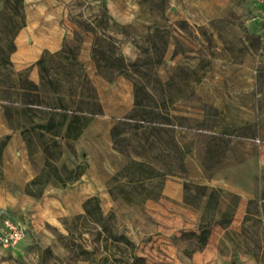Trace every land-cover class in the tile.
<instances>
[{"label":"rangeland","instance_id":"1","mask_svg":"<svg viewBox=\"0 0 264 264\" xmlns=\"http://www.w3.org/2000/svg\"><path fill=\"white\" fill-rule=\"evenodd\" d=\"M4 3L0 140L17 137L9 176L0 181V223L4 211L25 233L15 246L0 243V264H264V0H25L27 22L59 18L67 29L64 53L46 51L48 75L65 103L94 113L78 143L60 140L56 162L64 175L66 167L86 163L84 175L66 187L51 179L37 187L40 197L26 186L41 173L45 155L34 132L26 133L35 138L29 156L16 128L34 114L17 110L26 94L42 103L57 95L47 79L38 91H26V76L17 73L30 69L33 81V67L20 68L21 53L11 54L20 19ZM97 38L106 41L107 54L113 46L137 63L132 78L111 82L99 74ZM135 83L142 103L157 108L154 116L164 124L122 123L135 110ZM121 171L112 195L108 184ZM94 196L107 229L93 206L90 215L84 210ZM224 212L234 215L230 224ZM203 226L211 235L198 249Z\"/></svg>","mask_w":264,"mask_h":264},{"label":"trees","instance_id":"2","mask_svg":"<svg viewBox=\"0 0 264 264\" xmlns=\"http://www.w3.org/2000/svg\"><path fill=\"white\" fill-rule=\"evenodd\" d=\"M24 2L25 0H5L4 3V9L14 11L13 16H17L20 19L19 27L16 31L15 36L19 32L20 29L26 26V17L23 13L24 8ZM15 38V37H14ZM106 42L105 40L102 41V39L97 38V41L95 43V47L93 49V58L96 62V67L99 72L105 79L109 81H114L117 75H125L129 78H132L133 74L131 71V68L136 66V62H128V60L125 58L124 55L117 52V49L112 46V49L109 54L106 53V51L103 50L102 43ZM16 50V46L14 44V40L11 44V54ZM64 53V50L57 52V54ZM48 54V52H45V54L42 56L40 60L37 61L36 65L39 67L40 70V83H34L29 79V76L27 73H29L30 69H27L26 71H21L17 73V75L22 79L24 76H26L25 79V85H27L28 88H26V91H38L40 87L45 86V82L47 79L48 84L51 87V94L57 95V98L55 99V102L53 103H42L39 99L31 100L30 94H26V96L29 98L26 102L21 103V107L24 108L23 110H17L20 111L19 114H21V111L25 115H33L32 120L30 123L27 124H21L16 129H21L23 138L28 146V153L29 156L32 157L34 155V151L31 149V142H33V138L27 137L26 133L34 134V132H38V138L41 141L40 147L45 155V163L44 167L42 168L41 173H39L36 177H34L26 186V193L32 196L40 197L43 194V188H40L37 190L39 186L47 185L51 179H55L61 186L66 187L69 184H73L77 182L85 173V170L87 168L86 163H80L74 168H67V173L64 175L61 173L60 168L56 165L57 160L60 158L62 154V144L60 140H76L78 139L84 130L86 129L87 125L90 122V117L94 115L92 112L84 111L82 109H74L70 104L65 103V94L61 93V90L59 88V83L55 79L52 78V76L48 75V70L45 65V56ZM103 59L106 61L105 64H103ZM6 65H12V62L8 59L6 62ZM104 68H109L111 71H105ZM116 70V72H114ZM60 79V75H57ZM136 88V102H135V110L134 112L129 115L124 121H122L123 124L131 125V123H135L136 127L139 128H148L155 126L157 124H164V122H158V113L157 108H152V110H148L147 107L142 103V100H140V89L135 83ZM25 89V88H23ZM39 98V97H38ZM17 101H10L7 102L8 104L14 105V103ZM37 105L40 107V111L36 112L32 106ZM23 114V115H24ZM89 115V116H88ZM156 115V116H154ZM36 117V118H35ZM121 123V124H122ZM170 123V120L168 119L167 122ZM147 126V127H146ZM121 134V131H119V127L116 125L112 130L113 138L116 140V137H118ZM47 138V139H46ZM10 139V136L5 137L3 140H0V181L4 178V173L2 170V153L4 148L6 147L8 141ZM56 151V154L52 153V150ZM115 149L121 152H125V149L119 148L115 144ZM56 155V156H55ZM130 167L126 166L123 171H127ZM122 173L119 172L117 175H115L111 181L108 184V188L110 193L113 195L112 188H111V182L115 180L118 175ZM47 175V179L43 180V175ZM215 199L214 194H210L208 196V200ZM91 206H93V210L98 213L100 216L99 221L102 223L101 227L103 229H107L108 219L104 217L103 210L100 205V199L96 196L91 197L86 200L84 203V210L87 214L92 213ZM222 216L227 217V223H231L233 220L234 215L229 212H224ZM220 223V222H219ZM221 224V223H220ZM211 235V229L208 227H201L200 234L198 235V241L200 243V246L198 249L204 248ZM127 243H130V240L128 238H123Z\"/></svg>","mask_w":264,"mask_h":264},{"label":"crops","instance_id":"3","mask_svg":"<svg viewBox=\"0 0 264 264\" xmlns=\"http://www.w3.org/2000/svg\"><path fill=\"white\" fill-rule=\"evenodd\" d=\"M66 31L67 29L60 24L59 18H53L51 20H45V19H39L35 21L33 20L31 21V24L26 20V26L20 29L17 35L15 36L14 44L16 46V50L12 53V56L18 52L21 53L20 56H18V59L19 57L21 58V65L19 66L20 68H25L29 65L33 67L31 79L35 83H39L40 81V75H39L40 70L39 67L36 65L37 61L42 58L44 52L46 51L55 53L62 50L63 38L66 34ZM27 43L28 44L35 43V44L33 46L32 45L26 46ZM21 48H23V51ZM22 55L24 56L22 57ZM15 60L14 59L12 60L13 63H15L14 62ZM85 131L86 130H84V132ZM84 132L80 137L83 136ZM16 137H17L16 135L13 137L10 136V139L2 153V168L4 171L3 172L4 178L6 177L8 178L9 176L10 168L8 169V165H10V161H8V155L13 149V144L14 141H16ZM80 137L72 141L78 143ZM17 171H18L17 175H19V177H22L23 169L19 167Z\"/></svg>","mask_w":264,"mask_h":264},{"label":"built area","instance_id":"4","mask_svg":"<svg viewBox=\"0 0 264 264\" xmlns=\"http://www.w3.org/2000/svg\"><path fill=\"white\" fill-rule=\"evenodd\" d=\"M3 218L0 225V243L4 247H12L19 243L24 236V225L15 221L2 212Z\"/></svg>","mask_w":264,"mask_h":264}]
</instances>
